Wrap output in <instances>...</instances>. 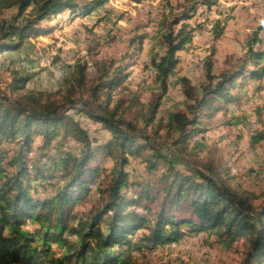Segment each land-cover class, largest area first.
<instances>
[{"label": "trees", "instance_id": "trees-1", "mask_svg": "<svg viewBox=\"0 0 264 264\" xmlns=\"http://www.w3.org/2000/svg\"><path fill=\"white\" fill-rule=\"evenodd\" d=\"M107 1L0 0V54L53 32L65 12L75 19ZM205 4L210 8L215 1ZM196 10L193 5L166 16L164 53L151 60L160 92L147 109L138 93L122 89L127 65L114 61L102 63L93 80L87 64L77 62L56 93L30 88L36 74L12 69L11 91L18 97H0V264H143L139 255L196 235L225 248L241 241L243 264H264V191H241L210 164L180 167L138 125L139 119L146 126L156 120L178 52L193 40L187 20ZM214 28L217 39L225 25L218 21ZM260 30L230 67L216 72L209 57L198 90L182 78L185 109L165 124L176 150L186 153L191 137L204 130V119L231 111L230 104L242 98L233 90L249 81L264 88V50L255 46L263 42ZM145 39V34L131 39L133 54ZM134 106L140 108L127 118ZM71 111L101 124L110 137L92 135ZM70 139L79 144L78 152L66 146ZM262 140L258 131L251 144ZM133 157L142 158L149 177L132 179ZM93 183L98 197L77 209Z\"/></svg>", "mask_w": 264, "mask_h": 264}, {"label": "rangeland", "instance_id": "rangeland-1", "mask_svg": "<svg viewBox=\"0 0 264 264\" xmlns=\"http://www.w3.org/2000/svg\"><path fill=\"white\" fill-rule=\"evenodd\" d=\"M205 1L108 0L92 13L75 19L65 12L53 32L32 37L19 51L0 54V97L11 100L18 97L17 91H11L12 69H17L29 52L43 50L51 54L53 63L35 73L28 84L30 88L56 93L66 80L60 73L66 71L69 74L77 62L87 64L89 80H93L98 76L102 63L114 61L115 65H127L122 89L130 95L138 93L143 108L147 109L160 92V86L154 80L156 71L151 60L164 53L162 35L166 32V16L169 12L173 16L196 5V12L187 20L194 29L193 40L178 52L180 61L169 76V89L162 99L157 118L148 126L139 119V128L152 143L177 157L180 167L213 165L225 171L235 188L260 195L264 191V140L255 147L251 144L256 132L261 131L264 135V88L257 90V82L249 81L233 90L241 95V100L231 103V111L227 114L218 112L213 118L204 119V130L191 137L186 153L176 150L172 145L174 136L165 128L174 112L185 109L183 77L189 78L198 90L205 81L208 58L212 56L216 72L230 67L246 52L248 41L259 27V37L263 42L255 46L264 50V0H214L215 4L210 8ZM218 21L225 25V29L215 39L214 26ZM139 34H145L146 39L133 54L130 41ZM118 91L115 90L114 94L119 95ZM138 108L134 106L126 117L132 118V113ZM71 113L81 119L92 135L110 137L111 134L101 124L91 122L84 114ZM78 145L72 139L66 144L75 152H78ZM106 165L109 167L111 162H106ZM128 168L134 180L150 176L141 157L131 158ZM91 189V193L76 206L77 209H87L98 197L95 183ZM245 251L241 241L232 248H225L212 244L211 239L205 236L196 235L177 243L176 247L167 244L154 248L146 256L139 255L138 259L143 264H243Z\"/></svg>", "mask_w": 264, "mask_h": 264}, {"label": "built area", "instance_id": "built-area-1", "mask_svg": "<svg viewBox=\"0 0 264 264\" xmlns=\"http://www.w3.org/2000/svg\"><path fill=\"white\" fill-rule=\"evenodd\" d=\"M260 1V0H255ZM28 57L26 60L22 61L19 66H23L24 69H28L31 71V73H37L44 68L50 67V60L48 61H40L39 59H36V56L33 55L31 52L28 53ZM67 74V72H61L60 76L63 78V76Z\"/></svg>", "mask_w": 264, "mask_h": 264}, {"label": "bare ground", "instance_id": "bare-ground-1", "mask_svg": "<svg viewBox=\"0 0 264 264\" xmlns=\"http://www.w3.org/2000/svg\"><path fill=\"white\" fill-rule=\"evenodd\" d=\"M31 53L33 55H35L36 56V59H39L40 61H48V60H50V66L52 65V63H53V57L51 56L50 53H46L43 50H35V51H32ZM17 69L18 70H21V71H26V72L31 73L30 70L24 69L23 66H19V67H17ZM63 72H66V71H63ZM66 77H67V74H65L62 79H66ZM254 129H256V128H254ZM172 245L176 247L177 243H172Z\"/></svg>", "mask_w": 264, "mask_h": 264}]
</instances>
